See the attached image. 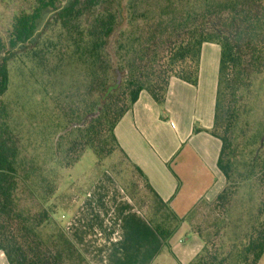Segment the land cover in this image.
<instances>
[{
  "label": "trees",
  "instance_id": "obj_1",
  "mask_svg": "<svg viewBox=\"0 0 264 264\" xmlns=\"http://www.w3.org/2000/svg\"><path fill=\"white\" fill-rule=\"evenodd\" d=\"M33 2L31 12L14 17L8 41L0 37V251L9 264H90L44 208L55 191L46 163L28 158L17 141L4 100L15 56L31 62L37 82L41 72L53 93L71 94L66 99L84 104L67 115L52 157L56 167L68 169L88 149L101 160L117 150L123 154L115 134L120 120L144 91L164 105L172 79L197 86L207 43L220 47L209 133L221 142L217 166L225 188L180 219L134 166L154 199L151 213L144 214L165 247L183 222L191 226L204 246L190 264H258L264 254V121L251 128L241 119L251 112L249 100L264 75V0ZM47 12L52 16L44 30L55 37L42 43L36 34ZM48 57L56 62L52 71L43 63L50 65ZM82 97L87 100L78 102ZM89 115L85 125L70 127ZM243 188L248 203L244 194L239 198ZM202 203L219 211L213 231L192 225Z\"/></svg>",
  "mask_w": 264,
  "mask_h": 264
},
{
  "label": "crops",
  "instance_id": "obj_2",
  "mask_svg": "<svg viewBox=\"0 0 264 264\" xmlns=\"http://www.w3.org/2000/svg\"><path fill=\"white\" fill-rule=\"evenodd\" d=\"M219 62L220 47L204 44L197 86L172 79L164 105L142 92L115 129L123 155L180 219L202 199L215 200L226 185L217 166L221 142L209 133ZM60 220L90 264H190L204 246L183 222L165 247L109 171ZM0 264H9L1 251ZM258 264H264V254Z\"/></svg>",
  "mask_w": 264,
  "mask_h": 264
},
{
  "label": "rangeland",
  "instance_id": "obj_3",
  "mask_svg": "<svg viewBox=\"0 0 264 264\" xmlns=\"http://www.w3.org/2000/svg\"><path fill=\"white\" fill-rule=\"evenodd\" d=\"M33 8V0H0V37L2 40L8 41L14 17L23 12H31ZM51 16L52 12H47L40 21L36 35L42 43H45L48 38L54 39L52 37H55V33H45L44 30ZM1 57L0 53V59ZM48 59L50 65L47 59H43V63L48 64L49 71H52L56 62L50 57ZM9 69L10 87L4 100L13 112L12 120L18 135L17 141L23 146L25 155L28 158H38L41 162L46 163L48 170L45 174L51 180L55 191L48 202L44 204V208L51 212L53 221L64 227L60 220L61 213L70 211L79 198L89 190L94 180L104 171H109L119 184L133 196L136 205L149 215L154 205V199L146 188L143 178L119 150L101 160L95 152L88 149L81 160L74 167L68 169L56 167L52 163L56 143L59 136L63 134L61 128L69 123L67 115L74 113L75 110H82L84 104H73L70 99H66L71 94H61L58 93V90L57 93L56 91L53 93V89L49 85L46 86L48 88L46 90V77L42 79L40 72L38 74L39 82H37L36 78L32 76L31 62L24 57L15 56L9 64ZM41 79L44 82H41L42 84L40 83ZM254 88L255 92L249 100L251 112L241 119L242 126L250 124L251 128L255 123L264 121V75L256 81ZM80 94L82 95L83 92ZM81 99L87 100L82 97L77 101L80 102ZM78 107L80 109H77ZM91 118L92 115L85 116L80 121L73 122L70 127L85 125ZM243 194L245 202L248 203L247 188L241 189L240 199ZM239 205L241 204H237V208H240ZM248 207L249 204H246V208ZM198 209V215L194 218L192 225L213 231L212 222L219 216V211L213 205L205 203L200 204ZM162 212L165 211L162 210Z\"/></svg>",
  "mask_w": 264,
  "mask_h": 264
},
{
  "label": "water",
  "instance_id": "obj_4",
  "mask_svg": "<svg viewBox=\"0 0 264 264\" xmlns=\"http://www.w3.org/2000/svg\"><path fill=\"white\" fill-rule=\"evenodd\" d=\"M119 82H120V81H118V84H119ZM114 88H116V87L110 88V91H111L112 89H114Z\"/></svg>",
  "mask_w": 264,
  "mask_h": 264
}]
</instances>
